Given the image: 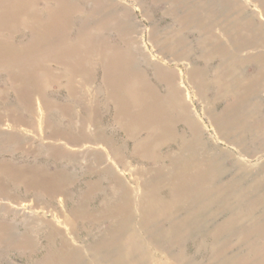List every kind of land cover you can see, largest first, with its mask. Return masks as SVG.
<instances>
[{
	"label": "rangeland",
	"instance_id": "1",
	"mask_svg": "<svg viewBox=\"0 0 264 264\" xmlns=\"http://www.w3.org/2000/svg\"><path fill=\"white\" fill-rule=\"evenodd\" d=\"M0 264H264V0H0Z\"/></svg>",
	"mask_w": 264,
	"mask_h": 264
}]
</instances>
